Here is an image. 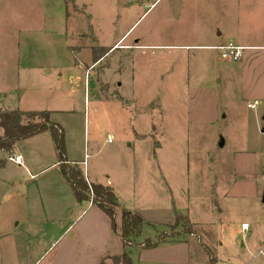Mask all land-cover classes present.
<instances>
[{"label":"rangeland","instance_id":"374dc122","mask_svg":"<svg viewBox=\"0 0 264 264\" xmlns=\"http://www.w3.org/2000/svg\"><path fill=\"white\" fill-rule=\"evenodd\" d=\"M65 3L66 43L81 48L76 58L90 64L94 47L99 55L105 51L99 46H116L88 69L66 56L59 71L51 67L47 77L32 75L28 89L42 98L63 96L38 108L63 110L52 119L77 155L81 148L86 152L88 177L93 179L92 167L109 177L117 196L116 222L126 209L140 214L144 224L132 246L123 248L106 215L82 202L59 225L67 229L64 234L48 237L53 254L74 245V262L65 250L50 264H99L106 251H125L136 264H216L227 257L245 264L252 235L247 230L243 243L240 225L246 222L254 231L264 222V0ZM45 4L0 0V111L23 109L15 91L23 77L17 73L22 34L41 35L54 25L49 20L59 9ZM34 41L36 49L46 50ZM229 41L249 49L239 60L225 61L207 48ZM135 44L139 47H124ZM255 100L254 109L247 107ZM4 162V172L24 187L29 178L23 168ZM3 206L15 205L6 196ZM177 213L183 218L175 224ZM159 236L168 242L137 252L144 240L156 242Z\"/></svg>","mask_w":264,"mask_h":264},{"label":"crops","instance_id":"0c3cea01","mask_svg":"<svg viewBox=\"0 0 264 264\" xmlns=\"http://www.w3.org/2000/svg\"><path fill=\"white\" fill-rule=\"evenodd\" d=\"M45 2L46 4H49V6H55L57 8V11L59 9V16L53 14L51 16V19L49 20L50 23L55 25V29L51 27L54 25L50 24L47 30H43L40 33L41 35H32V32L22 34L23 38L20 46V57L18 62L17 73L19 76L23 77L20 78V84L18 83V89H15V91L17 92L16 104L21 103V108L23 109L18 108L21 111H49L50 121L57 123L56 120L52 119V116L58 115V113L63 112V110L56 108L50 109V107H38L40 106L39 104L42 102H44V106H48L47 102L57 104L63 100V96H59L58 94H56L53 97L47 96L42 98V94H40V92H38L37 90L33 88L28 89L34 81L31 76L34 74H38L43 77H47L50 71L48 69H50L51 67L56 68V71H59V67L64 65L66 62V56L68 58L71 57V59H73L74 57L75 63L78 67L83 65L87 66V69L91 68L92 65L96 63V61H94V56H97V58L100 60L116 45L112 44L110 46H99V51H101L102 49L106 51L105 53H103L104 51H101L99 55L95 54L96 48L94 47L91 50L92 62L90 64H87L86 61H82L81 59L79 60V58L76 57H78L81 48H74L70 45H67L66 43L67 36L64 32V24L67 21L68 15L66 13L65 0H45ZM34 40H39L41 44L47 46L46 50L42 48L41 44L40 48L37 47L36 49ZM118 41L116 42V44H118ZM232 42L233 41H229L228 43ZM233 44L243 47V51L245 49H249L247 46L242 45L241 43L233 42ZM221 45H225V43L220 42L211 47L208 45L206 46H208L207 48L216 49L215 47ZM250 46L253 49L257 47L256 45ZM118 47H120V45H118ZM124 47L138 48L139 45H124ZM106 48L108 50H106ZM58 76H61V74H59ZM50 91L58 92V90L56 89H52ZM24 102L27 105H22ZM262 131H264V129ZM64 136L66 145V157L68 162L71 164H79L81 170L83 171L84 177L88 183L109 185L111 187L112 183L109 177L103 178V176H99L96 173L94 167H92L90 171L93 179H90L88 177L89 171L86 169L85 166L86 152H84V149L82 152L81 148V154L77 155L76 148L74 147V142L72 140H68V138L66 137V133ZM80 136L83 138L84 142V127L82 128ZM81 137L78 138V145L81 142ZM9 151L16 154H20L22 156L23 164L17 166L23 168L22 170L29 178V180H25V186L22 188L18 187V185L20 184L19 180L9 177L4 172V161H9ZM86 165H88V162H86ZM9 180L12 181L15 187L9 184ZM10 186L13 188H9ZM6 196L12 202V205H15L11 210H6L5 208H3V202ZM42 200L46 203V206L42 204ZM82 202H87V207L95 206L90 201ZM82 202H76L70 185L59 170L56 148L52 137L48 131H44L29 138L21 139L17 141L9 150L0 149V264H41L42 260L45 258L47 259V264H50L52 259L55 257L56 253L59 252L56 255L58 256L61 252L65 250L70 251L69 256L74 262V245H62L57 250L58 252L53 254L51 251H49L51 249V245H49L48 243V237L49 235H55L56 232H59L58 237H61L64 234L67 229L58 228L59 225L66 223L74 214V212L77 209L79 210V207H81ZM42 224H44V226H42ZM50 224L51 227L49 228ZM242 224H247V230H250L252 235L249 240V245L252 246V249L249 252L251 258L248 261L246 260L247 262H244H246L245 264H253V262L257 258L252 260V256L256 254L257 250L260 247H264V222L256 224L254 231L251 230V225H248V223L242 222L241 225ZM241 225L239 230L242 234L243 243H245V235L243 234H245L247 230L243 232L241 230ZM163 242L168 241L163 240L160 243ZM127 246L132 245L130 244ZM65 247L67 249H65ZM123 248H125V246H123ZM143 249L146 248H143L142 245H140V247L137 248V252L139 253V251ZM123 252H121V254ZM106 255L108 256L110 255V253L106 251L104 255L101 256L100 262L102 258H104ZM130 259L132 261V264H136L133 262L132 257H130ZM233 261L232 259L230 260L227 257L225 261L221 262L218 260L216 264H235Z\"/></svg>","mask_w":264,"mask_h":264},{"label":"trees","instance_id":"16d2710c","mask_svg":"<svg viewBox=\"0 0 264 264\" xmlns=\"http://www.w3.org/2000/svg\"><path fill=\"white\" fill-rule=\"evenodd\" d=\"M97 60V56H94V61ZM49 114V111L46 110L0 111V128L2 129L0 149L9 150L21 139L48 131L56 148L59 170L70 185L76 202L90 201L98 207L109 218L111 227L117 232L123 246L130 245L132 239L140 235L144 218L138 213L122 209L120 213L121 222L120 224L116 222L115 218L118 214L116 212L117 196L113 188L109 185L88 183L79 164H71L68 162L64 130L59 124L50 121ZM181 218L183 216L177 213L175 216V224ZM186 224L191 227L190 222H186ZM163 240L164 238L160 236L156 242L146 239L143 241L142 247L146 249L153 248ZM106 260H110L114 264H132L126 252L120 255H106L99 264H106Z\"/></svg>","mask_w":264,"mask_h":264},{"label":"built area","instance_id":"2783aa9c","mask_svg":"<svg viewBox=\"0 0 264 264\" xmlns=\"http://www.w3.org/2000/svg\"><path fill=\"white\" fill-rule=\"evenodd\" d=\"M219 51V55L221 59L225 61H237L240 59L242 52H243V47L234 45L233 43H227L225 45L217 46L215 47ZM257 101H253L247 104V107L254 109L257 105ZM8 160L11 162H14L17 165H22L23 164V159L20 154H16L13 152L8 153ZM248 226L247 224H242L241 225V230L245 232L247 230ZM255 258H260L262 264H264V247H260L256 254L252 256V260Z\"/></svg>","mask_w":264,"mask_h":264}]
</instances>
